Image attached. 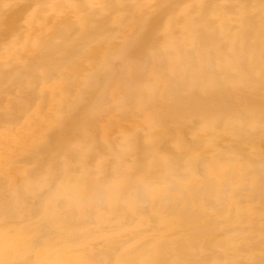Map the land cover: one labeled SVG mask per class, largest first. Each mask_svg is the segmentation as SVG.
I'll return each instance as SVG.
<instances>
[{"label":"bare ground","instance_id":"1","mask_svg":"<svg viewBox=\"0 0 264 264\" xmlns=\"http://www.w3.org/2000/svg\"><path fill=\"white\" fill-rule=\"evenodd\" d=\"M0 264H264V0H0Z\"/></svg>","mask_w":264,"mask_h":264}]
</instances>
